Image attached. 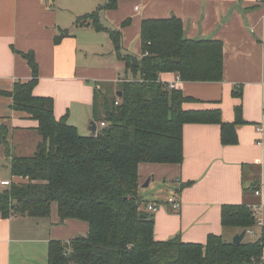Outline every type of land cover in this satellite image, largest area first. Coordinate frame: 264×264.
Masks as SVG:
<instances>
[{
	"label": "crops",
	"instance_id": "obj_1",
	"mask_svg": "<svg viewBox=\"0 0 264 264\" xmlns=\"http://www.w3.org/2000/svg\"><path fill=\"white\" fill-rule=\"evenodd\" d=\"M104 4L101 0H0V92L31 80L24 54L32 53L38 70L33 94L51 98L54 117L65 115L82 135L92 119L94 88L113 93L131 75L117 59L107 32L89 24L76 27L77 18L96 11L100 19L104 15L100 23L120 31L121 53L136 57L142 54L139 32L144 19L174 16L181 20L187 39L220 41L222 80L177 86L192 99L183 104L185 110L217 109L222 121L230 123L240 108L244 123L234 128L235 143L223 142L216 124L184 125L182 162L139 164L137 193L145 212L147 204L159 206L152 214L158 241L179 237L184 243L203 245L209 236H220L231 242L242 231L223 226L221 212L240 206L260 207L252 228L259 238L264 228V131L257 133L256 127L264 126V0H121L114 10H105ZM62 32L67 34L55 42ZM159 78L172 82L175 75ZM10 105L11 99L0 94V123L8 129V148L18 154L14 156L29 157L40 140L37 122L15 113ZM3 163L7 173L0 175V182H10V158L0 144ZM171 197L180 202L177 212L166 205ZM87 231L83 221L60 222L56 205L45 218L0 219V264H30L33 255L47 252L50 241L67 243Z\"/></svg>",
	"mask_w": 264,
	"mask_h": 264
},
{
	"label": "trees",
	"instance_id": "obj_2",
	"mask_svg": "<svg viewBox=\"0 0 264 264\" xmlns=\"http://www.w3.org/2000/svg\"><path fill=\"white\" fill-rule=\"evenodd\" d=\"M101 1L105 10H114L121 0ZM88 24L107 32L131 78L119 82L112 94L94 88L91 123L104 126L83 136L65 115L54 117L51 98L33 94L37 65L32 53L24 54L31 80L16 82L10 92L0 94L11 99L12 111L37 122L40 140L31 156H14L6 140L8 129L0 123V144L10 158L12 177L0 188V219L45 218L56 205L60 222L88 224L85 236L67 243L50 241L46 264H260L264 228L256 240L244 238L237 245L220 236H209L203 245L184 243L179 237L158 241L153 217L142 209L145 203L137 193L139 164L182 162L184 125L216 124L223 142L235 143L234 128L244 123L240 108L230 123L222 121L217 109L185 110L183 104L192 99L178 86L168 90L157 81L165 73L181 83L221 81L222 43L187 39L181 20L174 16L144 19L139 32L142 54L136 57L121 53L120 31L105 28L97 11L77 18L74 25ZM221 223L245 232L256 224L245 206L222 209Z\"/></svg>",
	"mask_w": 264,
	"mask_h": 264
},
{
	"label": "built area",
	"instance_id": "obj_3",
	"mask_svg": "<svg viewBox=\"0 0 264 264\" xmlns=\"http://www.w3.org/2000/svg\"><path fill=\"white\" fill-rule=\"evenodd\" d=\"M137 81L142 82L143 79L142 78L141 79H137ZM157 81L160 84H162L165 88H167L168 90L175 89L177 87V85L179 84V82H180L179 77H176V76H175V79L172 82H166V81H163L160 78H158ZM99 126L103 127L104 123L103 122L99 123ZM263 131H264V126L256 127V132L257 133L261 134V133H263ZM258 145H261V143H258ZM0 185L1 186H8L9 182L3 181V182H0ZM254 194L258 195L259 191H255ZM166 203L171 207L172 210L178 211L180 209V202H179L178 199H175L174 197L169 198ZM158 207L159 206L157 204H153V203L152 204H147L145 206L146 211L149 214L156 213V211L158 210ZM249 209L253 213V215H256L259 212L260 207H258V206H250ZM257 224L260 225L259 222H257ZM246 233L248 235H251V236L254 235V232L252 230H248ZM260 264H264V260L261 259Z\"/></svg>",
	"mask_w": 264,
	"mask_h": 264
},
{
	"label": "rangeland",
	"instance_id": "obj_4",
	"mask_svg": "<svg viewBox=\"0 0 264 264\" xmlns=\"http://www.w3.org/2000/svg\"><path fill=\"white\" fill-rule=\"evenodd\" d=\"M103 3H104V1H103ZM100 20H105V16L102 15V18ZM100 41L101 40L99 39V42ZM105 47L106 46H104L103 48L106 49ZM109 93L112 94L111 92H109ZM91 122H92V119L90 120L89 123L87 122V124L85 126V131L82 133L83 136H89L92 133V131L89 129V127L91 126ZM68 124H70V123H68ZM95 125H96V129H98L100 127L98 122H95ZM11 154L12 155H16L17 153L12 152ZM6 165H7L6 163H3V164L0 165V175H5L7 173V171H6ZM166 205L170 208L171 211L177 212L176 210H172L171 207L167 203H166ZM150 215H152V214H150ZM256 239H257V235H252V236L251 235H246L245 236V240L253 241V240H256ZM41 252L36 253L37 255L35 254V255H33L31 257L30 264H46V262H47V252H45V251H43L42 253Z\"/></svg>",
	"mask_w": 264,
	"mask_h": 264
},
{
	"label": "water",
	"instance_id": "obj_5",
	"mask_svg": "<svg viewBox=\"0 0 264 264\" xmlns=\"http://www.w3.org/2000/svg\"><path fill=\"white\" fill-rule=\"evenodd\" d=\"M117 96H120V93H117ZM89 129L94 132L96 130V125L95 123H91V126L89 127ZM148 186V180L146 181L145 185L143 186L144 188ZM245 237V231H242L240 234H237L233 237L231 243L234 245L239 244L243 238Z\"/></svg>",
	"mask_w": 264,
	"mask_h": 264
}]
</instances>
